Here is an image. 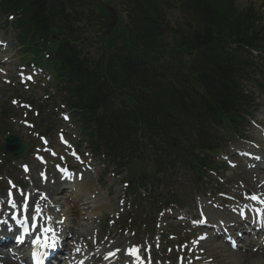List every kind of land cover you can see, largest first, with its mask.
Instances as JSON below:
<instances>
[{
  "label": "trees",
  "instance_id": "trees-1",
  "mask_svg": "<svg viewBox=\"0 0 264 264\" xmlns=\"http://www.w3.org/2000/svg\"><path fill=\"white\" fill-rule=\"evenodd\" d=\"M3 1L24 9L28 18L21 37L33 30V40L44 42L52 25L74 31V25L86 23L75 30L83 33L93 27V11L84 21L76 7H67L70 0ZM126 1L127 45L98 59L80 56L67 40L53 49L50 63L62 70L63 100L75 111L78 131L96 153L133 168L148 165L151 178L178 157L201 170L198 153L212 146L211 126L230 124L244 101L249 102L238 81L247 64L230 45L263 50L264 33L254 25L250 10L237 13L225 0ZM175 5L182 26L173 30L165 27L162 10ZM31 19L35 26H30ZM166 32L173 34L183 55L192 56L189 64L166 50ZM166 51L170 60L157 61L156 54Z\"/></svg>",
  "mask_w": 264,
  "mask_h": 264
},
{
  "label": "rangeland",
  "instance_id": "rangeland-1",
  "mask_svg": "<svg viewBox=\"0 0 264 264\" xmlns=\"http://www.w3.org/2000/svg\"><path fill=\"white\" fill-rule=\"evenodd\" d=\"M116 0H100L101 3H107L108 7L111 8H117L119 7L118 1L117 4H110L114 3ZM255 1V2H254ZM237 0L238 6L245 7L248 3H251L255 6V9H259V12L261 13L263 17V23H264V0ZM107 7V8H108ZM262 7V8H261ZM122 8V7H121ZM174 18H171V21L174 22ZM127 18L125 15H122L119 19V22L116 25L115 33H114V41L113 39H109V42L105 45L109 44H118L121 45L123 41H125L127 37V29L125 27ZM176 26V25H175ZM105 30H100L96 32H91L88 34V38L91 42H93V49H97L98 46L101 44L103 39L99 40V37L103 35ZM15 34L12 32L11 28H7L6 31L3 33L0 31V37L4 36L6 38H11V47L7 51V56L5 61L9 62L7 65H2V69L4 71V75L0 76V110L1 108L11 105V101H15L16 96V85L15 83L11 82L10 79H13V76L15 73H18V67L20 63L21 56L20 54L16 53L15 47L17 46L14 42V36ZM92 36V37H91ZM170 41L171 38H168ZM99 42V43H98ZM2 80L8 81L10 80L11 84L10 86L5 85L2 83ZM257 80L260 81V79L257 78ZM39 84V83H38ZM36 89H38V85L36 87L31 86L30 92H27L25 94V98L29 97L32 98L33 102L39 101V97H41L40 93H37ZM251 92H253L254 95H256L255 99L256 102L259 103V105L256 107V109L252 110L255 119L254 120H261L264 116V98L262 99L261 96H259L258 92L253 88V86H250ZM45 98V97H43ZM17 102V101H16ZM60 104L59 100H56L54 103V106H57ZM17 114H19V119L15 120L13 122V126L15 130L18 132L20 136H22L23 142L33 143V146L38 144V136L39 134V126L40 124V117L37 118H31L30 122L34 123L35 126H33V129H27L24 128L22 125V120L24 118L23 111L17 110L15 108ZM36 111V110H34ZM40 112V111H39ZM62 114V113H61ZM33 116V114H32ZM50 117H48L47 122L49 123V127H47V130L42 131V135H47L50 142H52L54 145H56V133L64 132L65 135H67V139L76 147V151L83 157V159L86 160V164L84 167H87L90 171V175L92 178L95 179V181L92 183V190H90V194H88V199L90 202H94L95 205H102V207L94 212L95 216L93 218V222L91 223V229L93 235L98 233L101 230V235L104 236L108 243H110L114 248L116 247L115 244L118 243V246L113 250L114 252H117L118 249H123L125 246V243H128V246L131 244H135L136 242L143 241H149V239H152L153 236L150 232V228H148V231L146 229H141L140 224L143 221H147L149 217L153 215L155 210L159 207V204L161 203L162 199L164 201L166 199L174 200L178 199L180 202L179 205L171 206L169 203L167 204V207L162 208L165 211L164 216H161L162 221L158 220L157 222L159 224H163L166 222L165 227V237L164 242L161 244L162 247L158 250V253L156 254L159 258L161 257L163 264H175L176 255L175 252V246L180 245V241L183 239V236H186L185 234H188L187 231H183L182 224H177L174 222L173 219L166 217L167 215H170L171 210H183L185 211L184 214L189 215L192 217V219L197 220V213L198 212V205L197 203L200 200L205 201V199H208V194L211 192V190H216L217 193L219 192H228V189H225L221 187L220 181H213L216 182V186H211L210 181H207V184L205 186H197L194 184V178L190 175H188L186 169L184 167H176L175 169H172L168 172V175L173 176L171 183L167 185L166 183H161L158 189L155 191L150 190V186L148 185L146 188V194L148 195L150 191V195L156 193L161 196L162 199H159L157 201L150 199L146 204L145 208L147 211V215L144 213V207H137L138 202L134 199L132 196H128L126 194V190L124 189L123 179L125 176V171L122 169H118L116 166H114L109 160H106L105 158H92L90 157L87 152H85V145L81 144V138L78 137V134H76L75 128L71 124H64L59 123L57 121L56 128L52 129L53 124V114H49ZM60 117V116H59ZM259 123H263V120ZM262 124V126H264ZM229 149V148H228ZM59 159V158H58ZM28 164L30 169L32 170V178H35L39 170L35 168V160L32 158H26L23 162H19L17 164H12V167L17 170L18 167L22 166L23 164ZM72 165H75L76 162H72ZM11 168L7 169V171L2 170V174L5 176H8L11 179L14 180H20V177L10 176L8 173H11ZM42 171V170H40ZM52 171V170H51ZM147 171V170H146ZM8 172V173H7ZM231 176H236L235 173H229V174H221V178H230ZM210 180V179H208ZM224 181V179H222ZM24 183V181H22ZM98 185H101L99 187ZM2 189H4V184L1 182ZM155 194V195H156ZM171 196V197H170ZM135 202V203H134ZM92 207V206H90ZM88 212L82 211V219H86L89 215ZM177 214V212H176ZM107 217L108 220H106V229H102V222ZM123 218V219H122ZM156 222V223H157ZM187 226V224H186ZM185 226V227H186ZM137 232H136V231ZM110 233L113 235V237L107 236V234ZM138 238H137V236ZM176 235L175 241H170L169 239L172 238V236ZM155 236V235H154ZM187 239V236H186ZM91 240H93L91 238ZM152 242L155 243L154 247L158 248L157 241L155 238L152 239ZM151 242V244H152ZM143 246L145 244H142ZM223 250V248H221ZM226 250V248H224ZM181 252V249H179V253ZM227 255H231L230 253L225 251ZM224 258H226L224 256Z\"/></svg>",
  "mask_w": 264,
  "mask_h": 264
},
{
  "label": "bare ground",
  "instance_id": "bare-ground-1",
  "mask_svg": "<svg viewBox=\"0 0 264 264\" xmlns=\"http://www.w3.org/2000/svg\"><path fill=\"white\" fill-rule=\"evenodd\" d=\"M257 167L259 168L260 165H258ZM52 177L55 179V183L59 182L57 177H55L54 175ZM47 186H48V184L46 185V187ZM80 188H82V186ZM49 189H50V187H49ZM49 192L51 195L53 194V192L51 190ZM251 192H252V194L253 193L258 194V195H261L262 197H264V189L262 187H260L257 182H254V185L251 188ZM82 198H83L82 193L76 197V199H78V200H82ZM70 204H73V208L71 210V215L76 216V220H79L80 215L78 214V209H77L78 203H77V201L72 200L70 198L68 205H70ZM205 211L207 214H209V220L211 222L220 221L221 218L231 219V216H229L225 212L215 213L210 208H206ZM64 214H67V212H64L63 215ZM71 215H64V216H67V218H69V217H71ZM69 229L72 231V233L75 234L76 240L83 242V243L87 241L86 240V238H87L86 234L88 232V229H87L86 225H84V224L81 225L82 230L80 228L75 229L73 225L71 227H69ZM260 250L261 251L260 252L257 251L256 254H254L251 251H249V252L244 251L245 253H244V255H242L243 257H241V259L237 258L238 253H234L232 256H228L227 260H224V259H221V255L219 254L220 252L218 251V246L211 244L209 246L208 257L205 258L204 261L201 263H207V264H264V251L262 249H260ZM108 252H110V250H107L106 252H104L103 257ZM79 258H83V256H81ZM79 258H77V259H79ZM77 259H76V262H78ZM90 262H92L91 258L85 259V264H89ZM7 264H11V263H7ZM111 264H115V263L111 262Z\"/></svg>",
  "mask_w": 264,
  "mask_h": 264
},
{
  "label": "snow or ice",
  "instance_id": "snow-or-ice-1",
  "mask_svg": "<svg viewBox=\"0 0 264 264\" xmlns=\"http://www.w3.org/2000/svg\"><path fill=\"white\" fill-rule=\"evenodd\" d=\"M66 119H67V117H66ZM255 159L256 160H260V157H255ZM66 171V170H65ZM249 199H251L252 201H256V202H258V203H264V200H261L259 197H257V196H255V195H252V196H250L249 197ZM14 206V205H13ZM36 211H37V213H39L40 211H41V209L39 208V206H37V208H36ZM12 219H16V217L15 216H13L12 217ZM33 219H35V217H33ZM26 222V221H25ZM0 223H4L3 221H0ZM25 231H27V229H25ZM52 230L50 229V228H45L44 229V232L45 233H48V232H51ZM202 239H206V237H202ZM36 243H40V241L39 240H37L36 241ZM43 246H45V247H55V243L53 242V244H51V245H43ZM129 255L130 256H133L134 258H136L137 260H139V250L138 249H136V248H133L130 252H129Z\"/></svg>",
  "mask_w": 264,
  "mask_h": 264
},
{
  "label": "water",
  "instance_id": "water-1",
  "mask_svg": "<svg viewBox=\"0 0 264 264\" xmlns=\"http://www.w3.org/2000/svg\"><path fill=\"white\" fill-rule=\"evenodd\" d=\"M55 33H57V32L55 30H53L52 31V35H54ZM6 147L11 149L12 151H14V149H16L14 151L15 155L18 154V153H23L22 148L18 144V139L14 137V134H10V137L7 140Z\"/></svg>",
  "mask_w": 264,
  "mask_h": 264
}]
</instances>
